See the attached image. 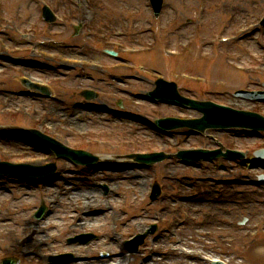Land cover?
Returning a JSON list of instances; mask_svg holds the SVG:
<instances>
[{
	"label": "rangeland",
	"instance_id": "374dc122",
	"mask_svg": "<svg viewBox=\"0 0 264 264\" xmlns=\"http://www.w3.org/2000/svg\"><path fill=\"white\" fill-rule=\"evenodd\" d=\"M0 1L3 3V13L8 18H13L18 25L17 32L14 30L15 35L20 36V34H23V36L33 38L32 40H20L11 33L0 32V38L4 39L5 46L16 48L38 44L39 49L42 50L39 57L29 56L26 53L13 56L35 61L40 65V67L35 65L23 69L26 74L31 75L29 82L36 85L40 80L50 81L49 85H51L53 92L57 93L56 83L63 82V80H67L65 85L68 86L88 88L94 86L93 77L103 78L106 76L103 72H86L79 80H73L74 69L72 66L74 60L91 59L109 62L102 49L92 45L83 33L74 36L71 28L65 23L64 26L61 22H57L54 26L45 24L40 18L41 3L37 0ZM48 1L54 7L56 14L63 20L64 16L70 19L69 22L74 21V19L77 20L81 12L86 15L84 21L89 18V12L85 8V0ZM148 1L98 0V6L101 3L104 5L99 6L101 8L98 22L109 24L111 27L108 30L109 32L112 30H131L130 36L123 42L128 45L146 47H153L155 44L149 39L150 35H147L146 39L141 36V29L151 24V26L154 25L155 33L160 37L162 36L161 40L170 41L168 44L172 50H179L183 43L193 40L191 42L196 45L191 47L194 50L193 53L180 59L170 60L163 57L157 45L151 54L141 57L120 56L116 62L121 60L134 63L140 62L149 66L157 74L167 76L169 73L185 71L205 77L210 82L208 85L190 84L186 81L184 83L179 79L177 85H179L180 92L187 96L207 98L238 109L260 110L264 113V105H254L248 101L236 99L232 95L237 89H258L260 83L264 81V74H257L254 71V66L261 62L260 57L264 55V30L258 34H249L250 37L240 43V48L228 45L210 49L205 46V42L208 40L206 38H210L213 33L230 34L235 26H241L245 22L249 24L247 25L249 29L253 28L258 17L264 13V0H226L225 3L222 0H208L206 23L210 27L207 26L198 36L195 35L194 24L192 23L196 14L194 0H165L162 20L157 24L152 20L150 11L147 8L149 6ZM75 7H78V9ZM127 9L134 17L131 18L126 15ZM227 11L235 13L233 21L226 20ZM177 16L180 17L179 23L183 25L181 31L178 33L171 32L173 30H169V27L166 30L169 21ZM241 30L245 32L247 28ZM170 33H172V37L169 40L168 34ZM50 34L51 37H48L47 35ZM60 43H63L62 46ZM67 43L76 45L77 49L65 50L63 45ZM196 52L211 53L213 60L200 61L196 57ZM0 53L4 54L3 46H0ZM53 54L63 55L62 60L55 63L59 68H52L51 66V64L54 65L55 55ZM226 56H229V61L225 64ZM67 61L71 62L68 63ZM229 65L242 67L247 70V73H238ZM21 79L22 75L19 68L14 65H4L0 61L1 90L6 89L17 92L25 90L21 86ZM52 81H54V84H51ZM213 81H223L227 86L215 88ZM126 83V86L118 84L117 87L137 92L150 91V87L153 85L151 79H144L140 82L131 80ZM100 87L101 90L107 92L115 91L114 89H105L103 85H100ZM74 96L78 97L77 95L71 96L67 105H65L60 102L48 103L30 95L14 97L9 93H0V121L2 122L0 129H3L2 127H17L19 131L32 129L41 131L45 135H50L49 131H53L61 135V140L67 145L76 149H84L97 155L102 160L107 159L110 162L106 169L92 173V175L89 174V180H83L70 188L73 191L71 195H69V190H64L68 186L65 181L48 189L42 185L43 183L40 180H36L34 183H23L0 179V254L6 253L18 257L19 264H46L48 250L44 249L51 247L58 253L70 251L78 258L96 257L101 255L100 253H106V257L109 256L108 258H102L98 263L93 262L92 264H146L144 259L152 257L147 247L154 248L156 245L158 250L167 253L170 249L181 247L174 245V240L178 239L187 243V249H198L205 255L208 254L214 258L229 261L231 264H264V237L259 236L255 241H248L245 237V234L252 230V225L264 217V204L262 202L264 200V185L259 187L246 185L245 181L247 179L243 176L244 165L221 162L214 165L185 166L175 160H169L144 169L135 167L131 162L113 165V162H111L113 160L110 159L115 156H126L138 152L172 153L170 148L174 144H180L179 149H182L187 147L211 148L217 142L228 147L230 143H234L237 148L250 151L263 147L262 139L234 137L232 131L228 133L208 131L204 136L193 137L179 136L181 133L161 135L150 131L148 127L141 128V124L124 119L114 120L103 113L94 112L95 120H89V114L82 111V109L74 110L76 117L73 122L66 118L65 113L69 112V105L75 101ZM20 107L23 110L17 112ZM48 111L51 112V119L58 120V124L61 122L63 125L74 127L75 135L60 134L57 126H49L52 124L51 121L49 125L44 124V122L42 124L40 119H45ZM148 111L155 118H162L167 115L199 117L197 113L186 110L179 111L174 107H150ZM158 112L162 113L159 117L155 115ZM28 114L37 118L35 120H38V122L32 121L30 119L32 116ZM40 125L44 130L39 128ZM133 129L137 131V135H133ZM86 134L89 138L107 141L108 146L101 147L100 145L88 143L86 137H84ZM123 143H126V145ZM44 150L32 142L26 134L0 136V161L25 162L33 166L55 163L58 167H62V162L54 161L51 156L43 160L45 158L44 153H46ZM47 154L51 155L50 153ZM254 168L257 171H251L253 178H256L255 175L264 174V168ZM229 178L238 181V186L233 187L226 193L231 201L216 205L214 213L209 203H211L210 199L213 197L214 189H217V186H215L217 184L212 183V180H226ZM160 179L164 182V202L156 205L146 204L147 199L145 197L149 191L150 183L155 180L160 181ZM104 183H108L115 188V193L109 192V195H104L102 188ZM181 192L184 196L198 194L196 198L199 202L198 207L191 206L189 208L188 204L181 203L175 205L176 199L182 196ZM60 196H63L64 201L62 200V204L59 207L52 206L53 213L40 221L41 223L31 218L33 209H37L45 202L47 204L60 202ZM86 197L90 198L91 201H87ZM100 199L103 201L98 202L97 200ZM76 201L84 207L77 214V221L85 220L84 227L78 226L77 221L72 220L75 215L71 214V211L76 209L74 205ZM87 204L93 206L90 208L93 212L91 217L82 216L84 212L88 213V209L85 207ZM139 207L141 208L140 212L135 214ZM111 208L118 209V212L116 210L115 213L109 212L108 210H111ZM179 209L187 211L189 216H184ZM211 213L215 217L214 225H204L201 229H196L198 227L197 222L208 219L206 214ZM127 214H129L130 219ZM158 217L163 218L161 227L158 224V232L149 238V241L139 249L137 254L129 256L124 254L121 251L124 239L119 241L117 238H129L142 232L149 224L154 223ZM115 218L123 220V223L128 224V226H124L123 229L118 226L116 229L119 228V230H115L111 234L114 230L111 223L112 219L115 220ZM54 219L61 221V223L47 230L46 226L52 225ZM175 221L177 224L180 223L181 226L179 224L175 226ZM187 222L191 223L190 226L187 225ZM215 226L221 227L219 233H215L213 230ZM127 228H129L128 231ZM201 231L212 233V235L207 239L202 238ZM40 232L43 234L40 235ZM51 233L54 234V241L50 246L46 236ZM82 233H92L97 238L86 246L71 245L66 242L73 236ZM14 234H20L21 240L17 241ZM119 234L123 236H119ZM155 236L160 237V241L158 240L157 243L152 241ZM76 250H85L86 253L78 256L73 253ZM22 251H32V253L26 252V255H21ZM162 264L202 263L168 257L167 261L162 262Z\"/></svg>",
	"mask_w": 264,
	"mask_h": 264
},
{
	"label": "water",
	"instance_id": "95a60500",
	"mask_svg": "<svg viewBox=\"0 0 264 264\" xmlns=\"http://www.w3.org/2000/svg\"><path fill=\"white\" fill-rule=\"evenodd\" d=\"M198 130L201 131V132H203L204 127H200V128H198Z\"/></svg>",
	"mask_w": 264,
	"mask_h": 264
},
{
	"label": "bare ground",
	"instance_id": "6f19581e",
	"mask_svg": "<svg viewBox=\"0 0 264 264\" xmlns=\"http://www.w3.org/2000/svg\"><path fill=\"white\" fill-rule=\"evenodd\" d=\"M47 158H48V156H46V158H43V160H44V159H47Z\"/></svg>",
	"mask_w": 264,
	"mask_h": 264
}]
</instances>
